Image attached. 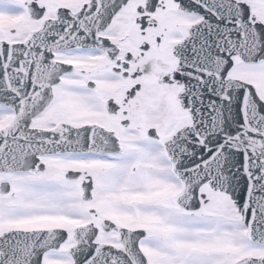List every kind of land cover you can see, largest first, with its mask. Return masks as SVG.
Returning a JSON list of instances; mask_svg holds the SVG:
<instances>
[{
	"label": "snow or ice",
	"instance_id": "obj_1",
	"mask_svg": "<svg viewBox=\"0 0 264 264\" xmlns=\"http://www.w3.org/2000/svg\"><path fill=\"white\" fill-rule=\"evenodd\" d=\"M0 264H264V0H0Z\"/></svg>",
	"mask_w": 264,
	"mask_h": 264
}]
</instances>
